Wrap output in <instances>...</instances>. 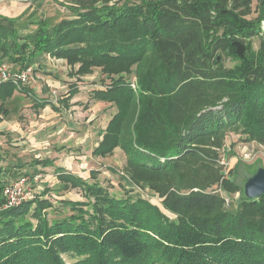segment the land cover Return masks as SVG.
I'll return each instance as SVG.
<instances>
[{"label": "trees", "instance_id": "obj_1", "mask_svg": "<svg viewBox=\"0 0 264 264\" xmlns=\"http://www.w3.org/2000/svg\"><path fill=\"white\" fill-rule=\"evenodd\" d=\"M57 1L65 11L28 26L18 17L0 22V65L22 70L46 53L84 75L101 67L110 82L93 97L116 111L93 153L120 147L141 187L165 174L179 189L166 194L152 185L156 203L61 169L59 206L46 187L4 207L11 179L3 172L28 171L1 166L0 264H264V194L250 199L243 190L228 202L222 190L234 194L239 185L232 169L229 177L213 169L210 147L227 130L264 144V0ZM17 89L0 84V124ZM71 187L85 199L59 192ZM48 208L59 215L50 218Z\"/></svg>", "mask_w": 264, "mask_h": 264}, {"label": "rangeland", "instance_id": "obj_2", "mask_svg": "<svg viewBox=\"0 0 264 264\" xmlns=\"http://www.w3.org/2000/svg\"><path fill=\"white\" fill-rule=\"evenodd\" d=\"M59 9L65 11L57 0H0V22L6 23L7 18L18 17L19 27L22 22L28 26L30 20L53 16ZM258 43L256 39L253 44L257 47ZM1 66H6L12 74L19 71V66L9 61ZM32 67L31 79L18 86L15 98L7 103L10 113L0 124V167L28 171L14 177L9 170L2 174L11 179L8 184L23 177L26 179V197L23 202L49 187L51 191L45 197L59 206L55 192L56 188L63 185L58 174L61 169L81 175L89 181L97 180L115 194L122 195L130 190L156 203L160 198L155 190L161 189L166 194L178 191L179 188L172 185L173 178L165 174L157 175L155 181L149 180V187H141L127 170L128 157L120 147H116L111 155L93 153L94 148L101 144L106 124L116 111L115 105L93 97L95 89L104 88L110 82L108 78L104 79L101 67H93V73L84 75L78 73V64L72 66L67 60L46 53L38 56ZM74 86L77 91L72 93ZM20 87H26L28 91ZM38 97L51 103L36 105ZM66 97H70L68 104L65 103ZM227 131L225 137L221 135L210 147L216 158L213 169L220 167L225 177L232 176L229 175L232 169V177L239 185L234 194L222 190L229 202L240 197L247 179L258 167H264V144L245 140L240 133ZM35 160L41 161L33 164ZM15 164H23V167ZM200 168L201 173L212 172L211 167ZM202 182L206 184L212 180ZM212 184L209 189L219 192L220 185ZM152 185L157 189H153ZM59 192L66 198L85 199L80 187L62 188ZM47 211L50 218L59 215L54 209L48 208Z\"/></svg>", "mask_w": 264, "mask_h": 264}, {"label": "built area", "instance_id": "obj_3", "mask_svg": "<svg viewBox=\"0 0 264 264\" xmlns=\"http://www.w3.org/2000/svg\"><path fill=\"white\" fill-rule=\"evenodd\" d=\"M34 68L32 66H28L22 70L17 71V73L12 74L7 70L6 66L0 67V82L11 81L18 86L21 83L28 82L32 77V72ZM26 183V179L23 177L22 179L8 184L4 189L5 196V206L4 207H13L19 205L23 202L26 197L24 185Z\"/></svg>", "mask_w": 264, "mask_h": 264}, {"label": "water", "instance_id": "obj_4", "mask_svg": "<svg viewBox=\"0 0 264 264\" xmlns=\"http://www.w3.org/2000/svg\"><path fill=\"white\" fill-rule=\"evenodd\" d=\"M244 191L248 198L255 199L264 194V167L250 176L244 184Z\"/></svg>", "mask_w": 264, "mask_h": 264}]
</instances>
